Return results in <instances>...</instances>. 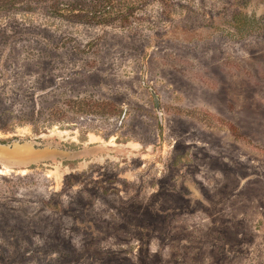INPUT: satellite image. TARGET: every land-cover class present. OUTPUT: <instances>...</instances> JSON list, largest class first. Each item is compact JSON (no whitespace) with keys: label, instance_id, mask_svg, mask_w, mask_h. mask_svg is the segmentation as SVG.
<instances>
[{"label":"rangeland","instance_id":"374dc122","mask_svg":"<svg viewBox=\"0 0 264 264\" xmlns=\"http://www.w3.org/2000/svg\"><path fill=\"white\" fill-rule=\"evenodd\" d=\"M2 149L0 264H264V0H0Z\"/></svg>","mask_w":264,"mask_h":264},{"label":"trees","instance_id":"16d2710c","mask_svg":"<svg viewBox=\"0 0 264 264\" xmlns=\"http://www.w3.org/2000/svg\"><path fill=\"white\" fill-rule=\"evenodd\" d=\"M90 17H89V20H93V19H95L94 17H96L97 15H96V13H94L93 15H89ZM242 21H244V23H246L247 21H249L248 20V18L247 17H242V19H241Z\"/></svg>","mask_w":264,"mask_h":264},{"label":"bare ground","instance_id":"6f19581e","mask_svg":"<svg viewBox=\"0 0 264 264\" xmlns=\"http://www.w3.org/2000/svg\"><path fill=\"white\" fill-rule=\"evenodd\" d=\"M4 151L6 152V151H13V150H4V149H2V150H0V153L2 154V155H4ZM25 149L21 152V153H17V154H15V155H13V156H19V155H22L23 153H25Z\"/></svg>","mask_w":264,"mask_h":264},{"label":"water","instance_id":"95a60500","mask_svg":"<svg viewBox=\"0 0 264 264\" xmlns=\"http://www.w3.org/2000/svg\"><path fill=\"white\" fill-rule=\"evenodd\" d=\"M152 96H153V99H154L155 107H156V109H158V99H157V97H156L154 92H152Z\"/></svg>","mask_w":264,"mask_h":264}]
</instances>
